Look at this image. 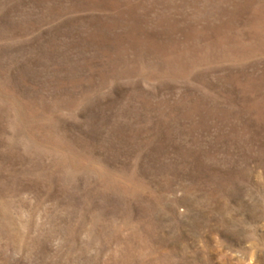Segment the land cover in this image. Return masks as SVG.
<instances>
[{"label": "rangeland", "instance_id": "rangeland-1", "mask_svg": "<svg viewBox=\"0 0 264 264\" xmlns=\"http://www.w3.org/2000/svg\"><path fill=\"white\" fill-rule=\"evenodd\" d=\"M0 264H264V0H0Z\"/></svg>", "mask_w": 264, "mask_h": 264}]
</instances>
